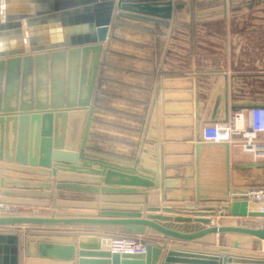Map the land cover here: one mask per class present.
<instances>
[{"label":"water","instance_id":"obj_1","mask_svg":"<svg viewBox=\"0 0 264 264\" xmlns=\"http://www.w3.org/2000/svg\"><path fill=\"white\" fill-rule=\"evenodd\" d=\"M221 1V14L225 17L227 0ZM184 8L180 0H0V204L49 206L48 191H20L10 187L48 190L51 185L44 182L48 178L17 173L33 175L48 171L57 175L61 170L55 184L57 210L50 216L0 215V264H73L72 236L87 235L95 239L101 233L43 228L69 224L136 225L142 227L139 228L142 234L152 236L153 230L163 240L141 238L144 252L114 250L111 246L101 248L97 243L87 247L79 242L77 264H157L163 249L166 252L161 264H264L261 254L231 252L225 248L193 252L175 249V244L167 242L207 244L210 235L223 234L259 241L264 240V227L213 224L210 218H193V222L207 225L198 227L191 223L190 217L143 216L141 212L145 202L150 211L180 212L151 201V188L157 181L137 173L134 165L142 151L169 39L174 26L179 24V11ZM117 44L140 51L134 56L139 60L138 70H116L112 60ZM145 66L152 70H146ZM114 73L127 79L116 78ZM130 78L143 83L134 84ZM108 85L127 92L142 89L136 91L145 98L124 97L103 88ZM114 97L126 98L129 102L123 103L146 109V114L137 111L115 114L116 110L107 104L117 101ZM257 106L264 107L231 105L230 110ZM227 107L224 122L229 119ZM103 115L117 116L130 123L118 124ZM222 144L228 163L230 146L227 142ZM199 155L200 146H197L196 166ZM91 164L96 169L86 168ZM103 171L107 184L98 186L100 178L95 175ZM116 171L129 176L120 174L122 179L114 182L111 177L118 175ZM193 174L191 170L183 184L184 190L189 188ZM37 179L43 182H30ZM67 191L109 194L102 197L108 203L100 204L98 212L63 210L62 207H96L79 202L88 201L86 198H68ZM196 198L207 197L197 194ZM217 200L225 202L221 209L230 216L264 217V205L259 210L250 209L251 201L244 191L234 190L230 195L228 187ZM186 213L215 214L214 209L192 208ZM166 221L187 224L177 229ZM216 241L223 245L221 238ZM233 246L239 247V241L234 240Z\"/></svg>","mask_w":264,"mask_h":264},{"label":"crops","instance_id":"obj_2","mask_svg":"<svg viewBox=\"0 0 264 264\" xmlns=\"http://www.w3.org/2000/svg\"><path fill=\"white\" fill-rule=\"evenodd\" d=\"M180 1L185 4V8L183 11H179L177 19L179 24L174 26L169 39L168 50L161 66L157 93L150 115V122L146 128L142 151L138 163L134 165L137 173L151 176L157 181L156 185L151 188V201L154 204L159 203L161 207L168 206L180 212H166L162 209L150 211L148 202L143 203L141 212L143 216L156 214L173 218L175 216L190 217L192 218L191 223L198 227L207 225L193 222V218H210L213 224L259 226L261 222L264 223V217L230 216L221 209V204H225V202L219 201L217 198L222 196L228 187L230 195L234 190H241L249 195L251 201L249 208L259 210L264 205V194L258 191L264 187V157L253 158L250 153L244 152L239 145L241 139L236 136L229 143L230 153L229 162L227 163L225 147L222 142L212 143L204 141L202 129L207 124L224 123L227 105L229 119L233 116H240L246 127L249 123L250 109L241 108L232 111L230 110L231 105L261 104L264 106V0H227L225 17H222L221 14V0ZM106 49L107 47L105 46L104 50ZM139 53L140 51L137 49L127 48L120 44L115 45L113 51L114 59L112 61L116 65V70H121L122 68L138 70L140 67L138 64L139 60L134 56ZM126 54H129L130 57ZM145 69L152 70L150 66H145ZM113 76L123 80L127 79L115 73ZM128 80L137 85L143 83L136 78ZM103 88L123 94L122 96L124 97L145 98V95L136 91L142 89H134L127 92L117 86L111 87L108 85ZM116 100L108 101L107 104H109V108L113 107L116 110L114 112L117 115L121 113L120 111H137L146 114V109L143 110L142 108L123 103L129 102L126 98L119 97ZM212 117L214 118L213 121L210 120ZM103 118L115 120L118 124L130 123L117 116L103 115ZM121 136L130 138L126 134H121ZM260 138L264 140V134ZM121 140L118 141L122 142ZM197 146H200V155L199 163L196 166L195 154ZM119 166L125 167L124 164H119ZM86 168L96 169L92 164ZM191 170L194 171L191 183L189 188L184 190L183 184ZM47 173L48 171L36 172L33 175L25 172L17 174H23L28 177L48 178V181H44L51 185L48 190L38 187H10V189L48 191L51 194L48 198L50 201L49 206L0 204V215L50 216L52 211L57 210L55 205L57 201L55 184L59 182V174ZM116 174L118 175L111 177L114 182H119L122 179L119 176L120 174L124 177L129 176L122 171H116ZM95 176L100 178L98 186L107 184L105 183L106 174L104 171ZM30 182L43 181L37 179L30 180ZM66 194L70 199H77V197H80L79 199L86 198L88 201L79 202L95 204L96 207L91 209L62 207L63 210H92L96 212L99 211L100 204L108 203L102 200V197L109 195L102 192L96 195L91 193L83 195L70 191H67ZM197 194L204 195L207 198L197 199ZM17 198L36 199L35 197ZM255 198L258 201L254 202ZM70 202L74 201L70 200ZM189 208L194 210L214 209L215 214L211 216L189 214L186 213ZM248 219H253L257 223L248 224L246 223ZM166 223L177 229H181L184 224H187L174 221H166ZM19 228H23V226L20 225ZM43 228L101 233L95 239L87 235L72 236V244L75 246L73 264H77L79 242L84 243L87 247H93L97 243L101 248H104L122 239L141 242V238H152L159 242L163 241L157 232L151 230L150 235L152 236L145 235L139 229L142 227L136 225L69 224L67 226ZM187 229L189 230V228ZM136 238L137 240H135ZM207 238V244L172 240H167V242L169 245L175 244L173 248L179 250L193 252L211 250L216 252L220 251L219 249L221 248H225L234 252L236 249L230 246L234 240H238L240 243L239 251L264 255L246 251L247 242H253L246 236L223 234L210 235ZM216 238L223 240V247H219L220 245L217 244ZM165 252L166 249L161 251L157 264H161Z\"/></svg>","mask_w":264,"mask_h":264},{"label":"built area","instance_id":"obj_3","mask_svg":"<svg viewBox=\"0 0 264 264\" xmlns=\"http://www.w3.org/2000/svg\"><path fill=\"white\" fill-rule=\"evenodd\" d=\"M241 118L242 124L237 121ZM264 134V107L257 106L249 110V123L246 127L240 116H233L222 124H207L202 129V138L206 142L231 143L233 137L239 136V145L244 152L250 153L253 158L264 157V140L260 136ZM112 249L144 252L145 246L141 242L133 240H118L112 243Z\"/></svg>","mask_w":264,"mask_h":264},{"label":"rangeland","instance_id":"obj_4","mask_svg":"<svg viewBox=\"0 0 264 264\" xmlns=\"http://www.w3.org/2000/svg\"><path fill=\"white\" fill-rule=\"evenodd\" d=\"M258 191H259V193H263V194H264V187H263V189L258 190ZM256 193H258V192H256ZM263 194H262V195H263ZM255 195H257V194H255ZM246 223H248V224H256L257 221H255V220H253V219H248V221H247ZM228 243H229V242H228ZM226 245H227V244H226ZM229 245H230V244H229ZM219 247H223V246H219ZM230 247H232L233 249H236V250L239 249V247L235 248V247L233 246V242H232V244H231ZM246 247H247V248H245V249H246V251H248V252L262 253V254H264V243H262V242H260V241H258V240H254L253 242H247Z\"/></svg>","mask_w":264,"mask_h":264},{"label":"bare ground","instance_id":"obj_5","mask_svg":"<svg viewBox=\"0 0 264 264\" xmlns=\"http://www.w3.org/2000/svg\"><path fill=\"white\" fill-rule=\"evenodd\" d=\"M238 126H240L242 124L241 118L237 121ZM264 221V220H263ZM260 223V222H259ZM260 227H264V223H260L259 225ZM260 242L264 243V240H259ZM111 245V244H110Z\"/></svg>","mask_w":264,"mask_h":264}]
</instances>
